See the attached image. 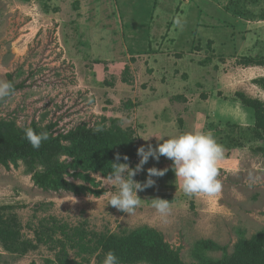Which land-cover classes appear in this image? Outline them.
I'll return each instance as SVG.
<instances>
[{
	"label": "rangeland",
	"instance_id": "rangeland-1",
	"mask_svg": "<svg viewBox=\"0 0 264 264\" xmlns=\"http://www.w3.org/2000/svg\"><path fill=\"white\" fill-rule=\"evenodd\" d=\"M7 75L21 88L0 105V145H9L10 128L32 123H56L53 137L99 124L124 134L129 157L120 162V153L117 163L132 168L137 148L193 131L210 132L224 153L213 199L186 195L172 161L149 158L135 181L143 184L148 168L168 171L137 193L131 214L108 205L117 189L99 171L89 172L104 191L95 197L38 188L24 160L0 165V207L13 208L23 238L37 245L25 254L0 245V264L53 261L60 248L33 236L51 232L45 222L69 237L84 232L85 243L147 227L184 264L239 257L264 231V128L244 103L264 104V0H0V81ZM157 198L170 202L166 217L152 207ZM53 239L68 245L61 234ZM75 252L66 246L74 264H103L99 252Z\"/></svg>",
	"mask_w": 264,
	"mask_h": 264
},
{
	"label": "trees",
	"instance_id": "trees-1",
	"mask_svg": "<svg viewBox=\"0 0 264 264\" xmlns=\"http://www.w3.org/2000/svg\"><path fill=\"white\" fill-rule=\"evenodd\" d=\"M7 82L13 85L12 94L21 88V85L13 83L11 75H7ZM261 86L264 89V80ZM10 96L0 100V105ZM244 103H248L247 105L254 109L257 126L264 128V104L252 100H244ZM55 127L56 123H49L44 127L32 123L21 130L10 128L9 145H0V165L8 167L9 163L15 165L18 161L24 160L29 168L28 172L32 174L33 184L40 189L99 197L104 191L96 189L97 186L94 179L90 178L89 172L99 171L107 176L112 170L111 163H117V160L113 159L114 155L121 153L120 162L126 155L129 157L127 151L130 147L126 137L121 131L115 132L99 124L94 128L81 126L53 137L52 132ZM26 128H31L37 133L48 132L49 139L43 141L39 149H33L24 139ZM63 143L69 145H63ZM117 149L120 151L117 152ZM62 156L70 160L65 158L60 161ZM67 176L84 181V184L76 185L69 182L66 179ZM12 210L13 208L9 206L0 207V245L2 249L11 254H25L29 249L37 248V245H32L23 238L19 221L11 212ZM45 223H41L40 228L51 232L45 236L35 229L33 236L36 243H52L54 249L60 248L58 256L55 255L53 261L47 260L46 264H74L73 260L68 259L66 253L68 245L76 249L75 256L77 257H81L82 254L92 255L99 252L98 256L104 259L105 254L112 251L118 257L119 264H184L179 258V251L172 250L159 232L147 227H141L128 234L124 233L121 237L115 234L93 235L92 239L85 243L83 241L86 237L84 232L74 229L69 237L65 226L55 222L49 227L48 222ZM56 234H61L62 238L67 240L68 245L54 240ZM243 245L239 257L224 260L221 263L200 264H264V231Z\"/></svg>",
	"mask_w": 264,
	"mask_h": 264
},
{
	"label": "clouds",
	"instance_id": "clouds-1",
	"mask_svg": "<svg viewBox=\"0 0 264 264\" xmlns=\"http://www.w3.org/2000/svg\"><path fill=\"white\" fill-rule=\"evenodd\" d=\"M12 91L11 82L0 81V100L10 96ZM152 137L155 136H150L145 141ZM24 139L33 149H39L41 143L49 139V133H37L31 128H26ZM160 140L163 142L158 143L155 148L151 144L147 145V148L144 146L137 148L139 162L134 168L129 167L127 163H111V172L102 177L105 181L104 186L115 185L117 189L114 193L109 190L108 205L125 214L133 213L142 202L137 193L151 187L155 183L152 177H161L168 169L148 168L146 170L148 178L143 184L133 178L143 169L149 158L158 161L161 156L172 161L171 170L175 177L179 178L180 188L186 195L208 199L219 197L222 184L217 178L219 176L217 164L223 158L224 148L210 132L193 131L173 138L161 137ZM119 159L117 155L116 160ZM123 159L127 161L128 157L125 156ZM152 207L162 217H166L170 212V202L164 199H152ZM103 264H119L118 257L114 252L108 251Z\"/></svg>",
	"mask_w": 264,
	"mask_h": 264
}]
</instances>
